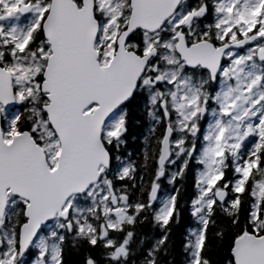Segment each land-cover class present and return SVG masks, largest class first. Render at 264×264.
Returning <instances> with one entry per match:
<instances>
[{
	"label": "snow or ice",
	"instance_id": "snow-or-ice-1",
	"mask_svg": "<svg viewBox=\"0 0 264 264\" xmlns=\"http://www.w3.org/2000/svg\"><path fill=\"white\" fill-rule=\"evenodd\" d=\"M178 248L264 264V0H0V264Z\"/></svg>",
	"mask_w": 264,
	"mask_h": 264
},
{
	"label": "trees",
	"instance_id": "trees-1",
	"mask_svg": "<svg viewBox=\"0 0 264 264\" xmlns=\"http://www.w3.org/2000/svg\"><path fill=\"white\" fill-rule=\"evenodd\" d=\"M145 178L147 179V175H146ZM188 183L190 184V180L188 181ZM189 191H191L190 188H189ZM139 231L141 232V234H143L146 230L141 229ZM222 254H223V251L221 250V252L219 254L214 255V258H219V256L222 255ZM72 255L74 256L75 254L73 253ZM175 259L177 260V264H180L181 256L179 254V248L177 249V253L175 255ZM69 264H72L71 260L69 261Z\"/></svg>",
	"mask_w": 264,
	"mask_h": 264
}]
</instances>
